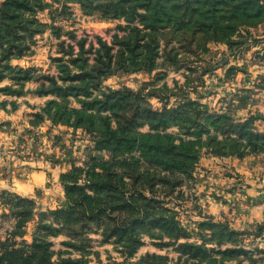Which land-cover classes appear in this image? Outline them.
<instances>
[{
  "label": "trees",
  "instance_id": "1",
  "mask_svg": "<svg viewBox=\"0 0 264 264\" xmlns=\"http://www.w3.org/2000/svg\"><path fill=\"white\" fill-rule=\"evenodd\" d=\"M53 1L60 3L57 13L61 16L69 14L70 2L85 15L125 21L117 24L110 41L87 33L78 37L74 30L52 25L53 35L58 39L67 35V41L60 39L58 55L51 57L56 73L40 76L35 91L51 98L29 120L31 126L48 119L52 125L81 129L89 135L91 150L102 154L100 158L92 156L82 167L72 164L61 173L64 200L55 209L36 211L32 199L10 191L0 193L1 203L13 219L12 228L0 237V264H93L85 257L90 232L99 233L101 243L112 242L119 251L122 260L110 264H228L246 254L235 239L243 232L210 217L198 222L201 242L189 241L190 233L176 211L166 206V199L192 177L203 151L217 157L264 151V131L254 127L260 114L242 120L230 111H209L206 104L188 97L184 89L189 83L178 87L174 106L164 103L153 108L141 91L103 88L102 82L118 70H157L163 77L169 68L186 67L190 74L198 65H185L186 60L199 62L201 49L207 50L209 41L230 44L235 26L249 22L263 6L258 0ZM46 7L44 0H3L0 61L24 53L25 46L6 37L19 28L37 31L27 27L36 20H26L24 13ZM31 70L17 68L11 78L21 86L32 78ZM4 75L1 69L0 78ZM195 78L203 82L200 76ZM1 90L21 94V89ZM144 126L147 131H140ZM31 221V241H17L15 237H23ZM59 234L68 237L63 244L79 257H72L68 250L52 249L50 238ZM145 235L157 240L159 247L174 246L176 260L154 252L132 259ZM223 241L233 245L217 248ZM212 242L216 245L207 246Z\"/></svg>",
  "mask_w": 264,
  "mask_h": 264
},
{
  "label": "rangeland",
  "instance_id": "2",
  "mask_svg": "<svg viewBox=\"0 0 264 264\" xmlns=\"http://www.w3.org/2000/svg\"><path fill=\"white\" fill-rule=\"evenodd\" d=\"M2 2L0 0V4ZM44 2L47 3L45 9L33 14L24 13L26 20H36L27 27L37 31L29 33L19 28L15 35L6 37L9 40L13 37L14 44L25 46L24 53L0 61V70L5 74L0 78V193L10 191L30 198L35 203L36 211L55 209L63 202L61 173L68 171L72 164L82 167L92 156L100 158L102 154L91 150L89 135L81 129L52 125L48 119L36 126L29 124L31 114L51 98L35 93L40 85V76L56 73L51 57L58 55V41H67V35L59 39L55 37L52 27L74 30L78 37L87 33L110 41L117 24H125L124 20L85 15L77 4L70 2L69 14L61 16L57 13L60 3L53 0ZM258 3L263 6L261 12L251 16L249 22L235 26L230 44L209 41L206 45L208 49H201L199 62L185 61V65L191 67L198 65L192 73L189 74L186 67L178 70L169 68L163 77L156 74L157 70L151 73L118 70L102 82V87H126L141 91L153 108H161L164 103L174 106L178 102V87L189 83L184 89L188 97L200 100L209 111H230L232 116L242 120L250 114H260L261 117L254 121V127L263 132L264 0H258ZM233 16L239 15L233 13ZM28 67L32 68V78L23 81L20 86L11 77L17 68ZM158 70L163 71L161 68ZM196 76H200L203 82L199 83ZM7 87L11 90L21 89V94L1 90ZM72 105L78 106V103L72 101ZM171 130L176 131L174 127ZM140 131H147V127H141ZM166 200L169 201L166 206L176 211L181 225L190 233L189 241L201 242L198 222L207 221L210 217L215 222L226 223L229 228L243 232L235 239L246 254L227 261L228 264H264V151L248 153L243 157H217L203 151L192 177L176 187ZM33 224V221L29 222L25 228L26 234L15 239L30 242ZM12 225L9 209L1 203L0 197L1 239ZM204 232L207 236L210 234L208 229ZM88 237L91 240L85 257L91 263L110 264L122 260L112 242H100L99 233L90 232ZM50 240L55 252L68 250L72 257H79L77 251L63 244L68 240L65 234L51 237ZM155 242L157 240L143 236V244L132 259L154 252L176 260L178 253L174 246L159 247ZM215 245L214 242L207 244ZM232 245L231 241H223L216 247L223 249Z\"/></svg>",
  "mask_w": 264,
  "mask_h": 264
}]
</instances>
